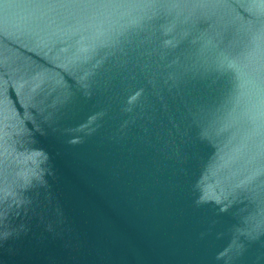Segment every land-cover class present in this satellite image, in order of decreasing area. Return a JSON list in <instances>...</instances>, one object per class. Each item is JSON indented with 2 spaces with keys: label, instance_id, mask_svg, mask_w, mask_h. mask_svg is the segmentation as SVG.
<instances>
[{
  "label": "water",
  "instance_id": "obj_1",
  "mask_svg": "<svg viewBox=\"0 0 264 264\" xmlns=\"http://www.w3.org/2000/svg\"><path fill=\"white\" fill-rule=\"evenodd\" d=\"M0 264H264V0H0Z\"/></svg>",
  "mask_w": 264,
  "mask_h": 264
}]
</instances>
